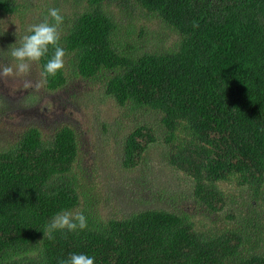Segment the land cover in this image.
<instances>
[{
	"label": "trees",
	"instance_id": "16d2710c",
	"mask_svg": "<svg viewBox=\"0 0 264 264\" xmlns=\"http://www.w3.org/2000/svg\"><path fill=\"white\" fill-rule=\"evenodd\" d=\"M103 1L129 4L86 0L63 17L58 46L77 76L102 82L120 107L158 115L159 131L142 120L126 135L122 168L136 170L162 142L163 160L189 180L197 204L225 211L229 186L246 192L247 214L219 229L198 228L184 210L103 218L94 185L75 172V131L60 127L45 139L30 127L0 147V264H59L72 254L94 264H264V0H133L177 34L161 51L131 44L129 32L119 37ZM14 2L0 0V13H15ZM53 53L37 62L40 71ZM66 81L61 69L44 86ZM62 210L82 213L87 228L43 237Z\"/></svg>",
	"mask_w": 264,
	"mask_h": 264
},
{
	"label": "rangeland",
	"instance_id": "374dc122",
	"mask_svg": "<svg viewBox=\"0 0 264 264\" xmlns=\"http://www.w3.org/2000/svg\"><path fill=\"white\" fill-rule=\"evenodd\" d=\"M77 1V3H75ZM18 9L13 14L0 13V64L12 65V47H19L28 29L49 17V10H59L68 19L88 6L86 0H15ZM109 14L118 23V36L129 32L130 43L145 51H161L178 39L165 23L149 15L129 0L127 9L119 2L103 1ZM70 57H64L65 85L55 91L23 88L25 79L40 81V68L33 63L30 73L0 80V147H6L16 135L30 127L37 128L45 139L60 127L75 131L78 142L76 174L84 172L94 185L99 214L103 218L126 217L147 209H165L176 213L186 211L197 227L225 228L247 214L250 199L244 190L224 186L228 196L227 209L211 213L197 204L191 184L163 160L165 145H151L140 166L134 171L122 168V148L126 135L137 121L149 122L159 131V117L149 112L120 107L105 94L100 81H88L77 76ZM90 184V186L92 185ZM81 202H82V196ZM106 200V201H105Z\"/></svg>",
	"mask_w": 264,
	"mask_h": 264
},
{
	"label": "clouds",
	"instance_id": "9594fccd",
	"mask_svg": "<svg viewBox=\"0 0 264 264\" xmlns=\"http://www.w3.org/2000/svg\"><path fill=\"white\" fill-rule=\"evenodd\" d=\"M49 17L53 21L49 23L47 19L43 22L31 26L28 31L29 35L22 38L19 47L11 48L10 56L14 62L12 65L0 64V80L7 77L24 76L30 73L33 63L39 62L49 50L54 48L52 57L45 64L43 71L40 72V81L33 82L25 79L23 88L25 90H39L43 84L47 83L49 77H54L61 69L64 68L65 51L58 46L60 39L59 25L63 22V17L59 10L52 8L49 10ZM87 228V219L82 213H73L71 211L62 210L56 213L48 225L46 226L43 237L46 235L49 239L56 231H67L69 233L77 230L83 231ZM59 264H94V257L86 254H72L67 260L60 261Z\"/></svg>",
	"mask_w": 264,
	"mask_h": 264
}]
</instances>
